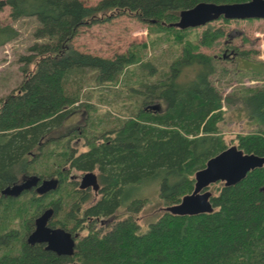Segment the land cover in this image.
<instances>
[{
  "label": "trees",
  "instance_id": "16d2710c",
  "mask_svg": "<svg viewBox=\"0 0 264 264\" xmlns=\"http://www.w3.org/2000/svg\"><path fill=\"white\" fill-rule=\"evenodd\" d=\"M201 1L247 0H0V12L8 5L13 18L38 20L37 40L19 57L24 78L0 98V264H264V166L236 184L219 181L210 212L176 214L167 209L193 191L197 170L228 147L220 128L225 102H240L252 120L264 125V87L224 96L212 79L220 71L218 59L200 48L217 43L224 30L208 22L196 42L190 36L194 27L169 25L179 20L183 9ZM123 14L167 33L178 48L168 65L147 57L154 39L132 43L113 57L74 46L82 27ZM18 35L13 24H0V46ZM118 83L134 97L135 106L120 111L113 125L87 133V149L73 147L69 134H56L81 108L93 117L98 108L90 101L94 87ZM99 96L103 101L102 92ZM53 143L62 144L57 167H43ZM237 145L264 155V127L239 134ZM73 168L97 171L102 195L96 202L84 204L90 193L81 184L77 188L72 182L76 192L66 190L65 177ZM33 176L39 182L55 177L58 187L43 194L35 184L19 194L2 192ZM152 178L161 180L165 209L141 232L134 213L146 199L125 200L129 186ZM56 191L64 195L45 203ZM66 205L63 217L54 219ZM123 205L131 213L113 220L107 230L97 228V221H105ZM47 206L55 209L52 226L73 233L79 225L87 229L76 237L73 255L27 241L35 217Z\"/></svg>",
  "mask_w": 264,
  "mask_h": 264
},
{
  "label": "rangeland",
  "instance_id": "374dc122",
  "mask_svg": "<svg viewBox=\"0 0 264 264\" xmlns=\"http://www.w3.org/2000/svg\"><path fill=\"white\" fill-rule=\"evenodd\" d=\"M97 1L84 0L86 4H95ZM10 13V6L7 5L0 12V24H13L18 28L19 35L16 39L0 46V98L7 96L23 80L24 73L21 69L22 62H20L19 57L21 54L28 53V47L37 40L34 34L38 26L37 18L34 16L13 18ZM211 23L209 25L220 27L225 33L217 43L211 46L202 45L200 50L215 55L218 59L220 71L214 74L212 79L221 93L224 96L232 94L238 97L249 89L264 87V18H232L229 21H225L224 18L219 17L211 21ZM206 27L207 24L194 27L190 31L192 40L198 42ZM152 29L154 27L149 28L148 24L136 17L123 14L82 27L80 33L74 39V46L82 51L113 57L117 53L125 52L132 43L150 42L151 39H154V42H151L152 46L146 49L147 57L154 58L163 66H166L177 54V45H172L171 40L167 38V33L153 31ZM127 80L128 78H126ZM93 89L94 96L90 101L98 107L93 117H89V114L81 108L72 114L63 127L56 132V134L60 132L69 134L70 144L79 150L88 148L86 145L87 133H93V130H99L103 125H113L111 120L115 116H118L121 112H130L135 106L134 97L129 95L127 90L119 83L112 87L99 85ZM101 92L103 101L99 100ZM223 109L225 118L220 123V128L228 146L237 145V136L239 134L264 127V125L249 117L248 112L240 102L232 104L225 102ZM87 116L90 119L87 120ZM92 118L94 123L91 120ZM53 136L56 137V135ZM64 140H66V137ZM53 144L55 146L51 147V153L43 158V160L45 159L42 162L43 167L47 165H50L51 168L57 167V160L62 152L60 145L62 144ZM50 146L51 144H49L48 148ZM48 148L46 147V151ZM65 173L67 172L65 171ZM84 173L75 168L71 169L67 173L68 178L65 177L69 183V189L66 188V190H74L76 192L77 189L73 183L77 188H80ZM67 182L64 188L67 187ZM218 182L211 183L208 188L215 192V187L219 185ZM160 183V178H152L128 187L125 203H131V200L135 198L146 199L141 209L134 213L140 223L139 231L141 232L146 231L150 222L155 221L165 209L160 196ZM88 190L90 198L84 203L85 205L96 202L102 195L99 188L95 189L92 184L88 186ZM61 194L64 195L62 192L59 191L58 193L56 191L52 195H48L45 203L52 199H57ZM68 207L69 205H66L64 211L59 214L60 216L54 217V219L62 218ZM128 213H131L128 211V206L123 205L114 215L103 218L105 221H97L95 225L97 228L107 230L113 220L124 218ZM78 215L81 216L83 214ZM82 222L86 226L89 224V219H85ZM77 232L78 237H81L87 233V229L79 225V231Z\"/></svg>",
  "mask_w": 264,
  "mask_h": 264
},
{
  "label": "water",
  "instance_id": "95a60500",
  "mask_svg": "<svg viewBox=\"0 0 264 264\" xmlns=\"http://www.w3.org/2000/svg\"><path fill=\"white\" fill-rule=\"evenodd\" d=\"M248 19L264 18V0H247L238 2L201 1L191 8L180 12L179 20L169 23L181 28L205 25L219 17ZM226 56V54H224ZM264 166V155L245 152L238 145H231L208 159L206 165L197 170L193 191L185 194L181 201L167 206V209L176 214H198L210 212L214 209L211 201L212 191L208 188L211 183L224 181L226 185H233L246 177L249 171ZM38 176L23 183L9 185L2 190L5 194H19L24 188L38 183ZM93 185L99 188L97 174L94 171L84 173L81 186ZM58 187V179L45 178L38 184L39 193H47ZM54 208L43 211L35 219V228L27 235L31 244L46 243V247L58 254L73 255L76 249L77 234L63 226H51Z\"/></svg>",
  "mask_w": 264,
  "mask_h": 264
},
{
  "label": "flooded vegetation",
  "instance_id": "af4514ba",
  "mask_svg": "<svg viewBox=\"0 0 264 264\" xmlns=\"http://www.w3.org/2000/svg\"><path fill=\"white\" fill-rule=\"evenodd\" d=\"M81 181H82V180H81ZM41 182H42V181H41ZM41 182L38 181V183L35 184V187L37 188V187H38V184H40ZM36 185H37V186H36ZM88 186H90V185H88ZM88 186H86V187H84V188L86 189V188H88ZM30 187H31V186H30ZM50 207H52V206H49V207H47V208H50ZM47 208H45L43 211H45ZM53 208H54V207H53ZM43 211H42V212H43ZM42 212H41V213H42ZM41 213H39L37 216H39ZM54 213H55V209H54ZM37 216L35 217V219L37 218ZM53 216H54V214H53ZM51 219H52V218H51ZM34 222H35V221H34ZM50 225H51V223H50ZM51 226H52V225H51ZM34 228H35V227H34ZM33 230H34V229H33ZM33 230H32V231H33ZM32 231H31V232H32ZM72 233H73V232H72ZM73 234H74V235L77 234V236H78V232H75V233H73ZM45 245H46V243H45Z\"/></svg>",
  "mask_w": 264,
  "mask_h": 264
}]
</instances>
